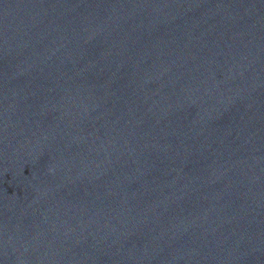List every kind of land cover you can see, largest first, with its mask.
<instances>
[{"label": "water", "instance_id": "1", "mask_svg": "<svg viewBox=\"0 0 264 264\" xmlns=\"http://www.w3.org/2000/svg\"><path fill=\"white\" fill-rule=\"evenodd\" d=\"M0 264H264V0H0Z\"/></svg>", "mask_w": 264, "mask_h": 264}]
</instances>
